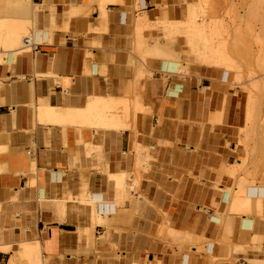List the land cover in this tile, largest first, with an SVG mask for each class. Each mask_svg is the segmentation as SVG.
<instances>
[{
	"label": "crops",
	"instance_id": "crops-1",
	"mask_svg": "<svg viewBox=\"0 0 264 264\" xmlns=\"http://www.w3.org/2000/svg\"><path fill=\"white\" fill-rule=\"evenodd\" d=\"M28 9L35 41L0 63V242L12 246L0 264L34 257L21 243L31 241L45 264H264V136L251 128L246 146L248 94L227 70L182 73L165 49L174 37L157 25L182 20L178 0ZM89 96L130 106V120L116 110L119 127L99 138L40 119V106Z\"/></svg>",
	"mask_w": 264,
	"mask_h": 264
},
{
	"label": "rangeland",
	"instance_id": "rangeland-1",
	"mask_svg": "<svg viewBox=\"0 0 264 264\" xmlns=\"http://www.w3.org/2000/svg\"><path fill=\"white\" fill-rule=\"evenodd\" d=\"M194 1L196 0H178L181 11H186L185 14L182 13V20L176 24L161 22L157 26L165 29V37H174V49L169 45L166 47L174 52L178 50L174 58L188 65L182 73H187L191 63L216 66L229 72L227 82L232 75L233 82L229 86L239 85L248 94L245 125L242 126L245 132L241 131L242 134H247L248 146L251 128H259V139H262V133L264 136V0H206V6L195 16L193 23L192 7L195 4L192 7L188 4ZM2 4L5 5V1L0 0V9ZM6 9L0 10V16L9 17L5 13L12 9ZM35 13L37 14L36 11ZM29 21L28 28H32L30 12ZM33 26L35 30L38 29L37 24ZM196 27L200 32H197ZM218 43L226 45L230 65L215 53ZM141 56L144 58V53ZM203 56L212 57V63L197 58ZM126 108L121 106L117 111L125 115L123 118L130 120L132 108ZM235 166L244 171L247 169V161L243 159L242 164ZM19 255L22 256V264H45L42 254L39 262L34 257L26 260L23 253Z\"/></svg>",
	"mask_w": 264,
	"mask_h": 264
},
{
	"label": "bare ground",
	"instance_id": "bare-ground-1",
	"mask_svg": "<svg viewBox=\"0 0 264 264\" xmlns=\"http://www.w3.org/2000/svg\"><path fill=\"white\" fill-rule=\"evenodd\" d=\"M27 3H28V5H27ZM205 3H207L206 0H200L197 4L193 5V7H192V15H193L192 21H193V23H194L195 16L198 15L201 10L203 11V7H204ZM28 6H29V0H8L6 8L9 7L13 11H15V10L17 12L22 11L24 13L27 12L29 14V12H31V11H29ZM184 11L185 10H183V12H182L183 14H185V12H186V11L185 12ZM9 12H10V10H9ZM34 19H35V23H37V14L35 12H34ZM31 21H32V19H31ZM29 22H30L29 19L28 20L27 19L20 20V19L15 18V16H13V17H7V15H6V17L4 15L2 17L0 16V63L3 61H6L7 57L9 56L10 53H15L16 51L28 49L29 43L32 40L35 41L36 36L34 34H32L30 29L28 28ZM195 29L197 30L198 27H196ZM218 31H220V30H218ZM221 31H222V29H221ZM197 32H200V31L197 30ZM160 47H161V45H159V43L156 44V49H158V51L162 50V49H160ZM225 47H226L225 44L218 43L215 47V53H217L225 61L224 63L228 62V64L230 65V59L226 54V48ZM161 48H163V47H161ZM165 49H166V46H165ZM166 53H167V51H166ZM169 54L170 53H169V49H168V53L166 55H169ZM220 57H219V59H220ZM5 58H6V60H5ZM108 98L110 99V97H108ZM108 98L100 97V96H92L87 100V104L85 107L40 106V107H38V112H39V116H40L41 120L49 121V122H53V123L56 122L57 124H61V125H67V124L80 125L83 127L85 126L87 128L94 127V128H98V129L101 126H103L104 128H113V127L118 128L119 127V115L116 112V110H117L116 104L113 101H109ZM112 98H114V97H112ZM116 101L117 100H115V102ZM120 103H122V102H120ZM103 132H104L103 130H100V132L97 133L99 138H101L103 136ZM115 175L118 177V176L123 175V174H120V175L115 174ZM119 180H120V178H119ZM117 181H116V184H117ZM118 187H119V182H118ZM94 200H96V198ZM94 200L92 201V203L94 202ZM98 202L99 201L96 202L97 206L99 204ZM96 210H98V209H96ZM21 243H22L23 252L26 253L27 255H30V256L33 255L35 259L37 258L36 261L39 262L40 261L39 256L41 255V252H40V249L38 247V244L36 242H32V241L31 242H21ZM10 249H12V246L10 244H5L3 242H0V250H4L6 252ZM12 258H10V259H12ZM9 264H14V262L11 260L9 262Z\"/></svg>",
	"mask_w": 264,
	"mask_h": 264
},
{
	"label": "built area",
	"instance_id": "built-area-1",
	"mask_svg": "<svg viewBox=\"0 0 264 264\" xmlns=\"http://www.w3.org/2000/svg\"><path fill=\"white\" fill-rule=\"evenodd\" d=\"M29 41V40H28ZM30 42V41H29Z\"/></svg>",
	"mask_w": 264,
	"mask_h": 264
}]
</instances>
